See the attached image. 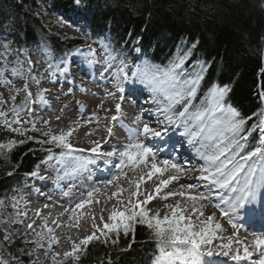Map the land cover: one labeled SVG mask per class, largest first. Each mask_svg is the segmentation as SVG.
<instances>
[{
	"label": "trees",
	"instance_id": "obj_1",
	"mask_svg": "<svg viewBox=\"0 0 264 264\" xmlns=\"http://www.w3.org/2000/svg\"><path fill=\"white\" fill-rule=\"evenodd\" d=\"M62 14L81 16L90 38H106L114 52L138 53L156 69L178 70L181 84L189 92L196 89L194 110L206 106L214 84L224 86L225 101L236 118L224 132L225 139L233 141L234 154H245L244 160L257 148L264 115V0H0V78L9 68L15 79L26 78L29 84L15 90L10 107L0 94V117L9 119V125L39 100L44 70L86 45L47 25ZM39 55L46 56L45 68L29 66ZM22 130L9 131L26 133ZM67 148L66 142L31 137L0 145V200L22 191L40 164ZM131 224L130 230L93 237L63 264H155L159 241L171 239L166 229L138 218ZM5 239L0 233V258L7 264L26 263L25 237Z\"/></svg>",
	"mask_w": 264,
	"mask_h": 264
},
{
	"label": "rangeland",
	"instance_id": "obj_2",
	"mask_svg": "<svg viewBox=\"0 0 264 264\" xmlns=\"http://www.w3.org/2000/svg\"><path fill=\"white\" fill-rule=\"evenodd\" d=\"M64 16L61 17H54L50 18L47 25L53 30V32H56L60 35L63 36H69L70 34H77L84 36L86 33H83L82 30L86 29V24L82 21V17L79 15H76L75 19H71L68 17V15L62 14ZM68 17V18H67ZM59 19V20H58ZM65 25V27H64ZM73 26L75 29L72 28H67V27ZM85 37H87L85 35ZM105 40V39H103ZM95 46L91 47V49H86V53L84 54V58H89L91 60H95L97 58H101L103 54H110V51L107 49V45L103 44L101 42H94ZM106 47V48H105ZM4 49L3 47H0V52H2ZM84 53V52H83ZM120 61V57L114 56L115 58L113 59V63L117 62L116 60H119V65H122L125 63V56ZM127 61V58H126ZM37 61L35 62V64ZM39 63V62H38ZM140 59L139 58H134L129 61V68L126 70V76L131 77L133 79H139V78H157L158 76L155 75L152 71V69H142L140 66ZM31 65H34V62L30 63ZM132 68V69H131ZM131 69V70H130ZM65 71V64L61 65L57 70L54 68L52 70H48L44 74V80L46 81H52L56 80V78H61V75L59 73H63ZM170 74H164L163 78L161 80H158L161 85L165 86V95H167V102L166 104H169L170 106L167 108V113L171 114V112L175 109V106L177 104V101L179 102V99L181 98V88L179 87L178 83V70H169L168 71ZM6 78V83L9 86V81L12 80V76L7 75L5 76ZM67 79V77L61 78ZM64 85L63 87L68 88L69 83L63 82ZM27 85L26 81H19L16 83L10 84V87H7V89H4L2 81H0V94L1 96L4 93V99L6 102V106L10 105V100L11 97L13 96L12 90L13 87L19 86L21 88L25 87ZM48 85L45 83L44 88H46ZM162 98V97H161ZM71 99H69L70 101ZM62 107H70V115L65 116L66 118H72V116H75L77 113H86V112H95L96 114H99L100 116L104 117L105 113L109 110L108 106L102 105L101 107V102L99 103H90L89 105H86L84 101H76L74 100L71 102V104H66L60 103ZM10 107V106H8ZM27 114V113H26ZM26 114L24 113L22 116H18L15 118L13 122H15V125H9L8 123L10 122L9 119L7 121L3 118L0 117V145L6 144H12L15 142H19L22 140H27L28 138H35L36 140H41V139H48L50 141H61V142H66L69 144H72L73 142H90L93 140L90 137L86 136V132L78 134H85V138L83 139V136L81 135L80 137H76L74 131L72 133V130H79V127H74L73 129L70 130L71 135L69 134H64L59 132L60 130L54 129V130H49L47 127H43L41 130H38V127L40 126L38 122H35L32 120L31 117H27ZM5 116V114H2ZM1 116V115H0ZM100 117V119L102 118ZM112 117V114L108 116V119ZM72 120L69 119L68 122H71ZM170 125L174 128H180L179 121L176 120H169ZM212 123L215 122L214 117L211 119ZM7 122V124H6ZM25 125V128L22 126ZM28 125V126H27ZM60 125H55V127H58ZM30 127L31 129L29 130ZM67 128V127H64ZM23 129V130H22ZM98 128H95L97 131ZM9 130H26V133H23L22 135H16V134H11ZM47 130H49L47 132ZM63 132V131H62ZM12 135V136H11ZM23 136V137H22ZM71 136V137H70ZM219 137V133L217 134ZM214 142V143H213ZM212 148H211V154L216 153L217 155L219 154L220 150L218 149L217 142L216 140L213 141ZM140 153H143L141 151ZM259 155V153L257 152ZM142 156V155H141ZM81 158V159H80ZM140 157H138L136 160H139ZM74 155L67 156V157H59V160L57 161H64V165L60 166L59 169L64 170L67 173H70L72 171V166L76 165L75 170L80 168L81 162H84L88 159L85 155L79 157L77 161L73 160ZM66 160V161H65ZM223 162V167H224V174H228V179H230L231 174L233 171L231 170V164H226L225 160L223 158L220 159ZM56 161V160H55ZM55 163V162H54ZM53 162H46L44 163L43 167H51ZM57 163V162H56ZM249 162L244 165V169L246 170L248 168ZM70 170V171H69ZM63 174V172H62ZM242 181L241 183H244L241 188H242V196L244 195L243 201H247L246 199V192L251 191L253 195L256 193L258 189V184H262L261 179L259 178L258 175V170L255 172L250 173L249 170H246L242 174ZM166 178V177H165ZM254 182L257 184L255 186ZM238 184V185H240ZM253 186V188H252ZM180 188H186V184H181L178 186ZM237 187V182L235 183V188ZM160 190L156 189L155 192H150L149 195L147 194L148 198L150 199L149 204L146 205V208H142V204L137 201V199L134 198L135 205H130L131 204V199H127L126 202L122 203L123 204V209H120L117 207L114 212V218L115 220L111 222L110 228L108 229V234L111 233L113 230H130L131 229V221L133 223V220L135 218H138L142 222L152 223L155 224L156 229H166L169 237L174 241L172 244L173 246H167L168 244H163L162 249L164 251V254L159 260V263L157 264H191L194 260L195 257L198 255L196 251V246H199L201 248L205 247H210V242L209 239L210 237H214L215 234L214 232L217 230L215 229H222L223 232H226L228 235H232V242H235L233 238V232L232 229H230L229 222L226 219H222V217L219 215L217 211V207L221 209L222 201H212V202H201L197 200H188V199H180L184 194H180L179 197H175L173 200L170 201H165L162 198H160L159 193ZM233 193H234V188H233ZM232 191H228V197L230 196V193ZM241 191L237 190L236 196L240 195ZM144 197L145 194H143ZM142 196V197H143ZM143 197V199H144ZM246 203H250L247 201ZM112 204V206H111ZM112 201L110 200H104L103 203H100V207L103 210H108L111 207H113ZM115 207V206H114ZM137 209L142 210L143 213H140V215L134 216L135 211ZM22 207L20 204L17 203L15 199V204L10 203L7 199L3 198L0 200V233L4 235V237L9 240L12 238L14 234L18 238L22 237V233L26 230V227H24L22 230H18L17 228L20 226V214H21ZM130 210V211H129ZM123 212H125L124 215ZM131 213V214H130ZM89 214V213H88ZM222 220H221V219ZM132 219V220H131ZM106 222V221H105ZM75 224H73V227L71 225V228H75ZM83 224V223H82ZM77 228V227H76ZM17 229V231H16ZM97 230V229H96ZM75 232H78L77 229H75ZM91 233V230L88 229L87 233ZM40 233V234H39ZM157 233V232H156ZM162 233V232H161ZM160 233V234H161ZM37 234H39L36 238V244L30 246L27 248V250H24L23 253L26 255V263L24 264H63V262L67 261V259L74 258V256L77 255L78 252H82L84 249V245H80L78 247V250L72 252L70 249L67 252H60L59 248H55L54 245L55 243L57 244V236H53V234H42V230L38 229ZM106 234V233H105ZM104 234V235H105ZM159 237H166V236H161L159 233H157ZM44 235V236H43ZM167 235V234H166ZM235 237V236H234ZM5 239V240H6ZM168 239V238H167ZM211 241V240H210ZM29 242V241H28ZM77 244L75 243L73 246L75 247ZM210 245V246H209ZM221 245L225 247L227 245V242H221ZM238 247V244L235 245ZM54 247V249H53ZM77 248V247H76ZM217 248V246H216ZM239 248V247H238ZM246 249L243 248V252ZM71 251V253H70ZM223 250H221L222 252ZM229 252L230 254H239L238 250H235L233 247L230 248L229 250L225 251ZM242 252V253H243ZM70 253L68 257L64 258L62 257V254ZM61 254V255H60ZM20 261V260H19ZM18 260L12 261V263L16 264ZM0 263L2 264H7V260L4 259L3 256L0 258Z\"/></svg>",
	"mask_w": 264,
	"mask_h": 264
},
{
	"label": "bare ground",
	"instance_id": "obj_3",
	"mask_svg": "<svg viewBox=\"0 0 264 264\" xmlns=\"http://www.w3.org/2000/svg\"><path fill=\"white\" fill-rule=\"evenodd\" d=\"M45 58H46L45 55H39V56L36 57V59L38 61H44ZM82 63H84V62H82ZM73 64H75V65L77 64V65L80 66V64H79L78 61L77 62H73ZM85 73H87V71L83 70L82 73H81V76L85 75ZM57 111L58 112L61 111V115H65V116H69L70 115V108H65L63 110H61L60 108H58ZM68 120H69L68 118H63V119L57 118V119H53L54 123H57V125H61V126H64V127H66V126L67 127L68 126L69 127H72L74 125L73 124L74 122L73 121L68 122ZM208 122H209V120H205L204 121V125H207ZM101 124L102 125L100 127V130H102L103 125H104L102 122H101ZM76 133H79V132L76 131ZM202 139H204V137L202 135L201 136L199 135L198 130L197 129H193L192 132L189 134V141H190V142H188L189 143V149H193L194 146H196L197 144H199ZM80 143H82V142L80 141ZM157 157H160L161 159L162 158L169 159V157H162V156H157ZM164 161L166 162V160H164ZM153 167L155 168L153 172L155 173L156 176L157 175L159 176V180H162L163 179L162 177H165L166 175L175 174L176 173L175 171H177L176 169L170 168L166 164L163 165L162 167L160 165H153ZM182 169H183L184 172L194 171L193 168H190V167H187V166H183ZM95 170H96V168H95ZM111 183H113V188L115 189L114 190V193L111 194V195H108L107 193H104L103 197L106 200L112 201V203H115V205H117L118 203L120 204V202L121 203H123V202L125 203L126 200L130 198V194L132 192L135 193V191L133 190L136 187V184L134 183V180H131V179L126 178L122 182L120 179H117V180L112 181ZM122 183H127V184H125V185H127V187H124L123 185H121ZM96 187L97 186H94L92 188H96ZM99 192H102V191H99ZM82 205L85 206V202L83 204H81V206ZM86 205H88V204H86ZM92 212H94V211H92ZM81 218H87L89 220H92L93 219V216L91 217L90 214L88 215L86 213H80V212L76 214V212H75L73 215H71L69 217V221H71V224L76 223L75 225H80L81 224V220H82ZM91 222H93V220ZM65 226H67V225H65ZM211 238L212 237H210L209 242H210ZM223 240L224 241H228L229 238H225V239L222 238V239H219L217 241L218 242H221Z\"/></svg>",
	"mask_w": 264,
	"mask_h": 264
}]
</instances>
